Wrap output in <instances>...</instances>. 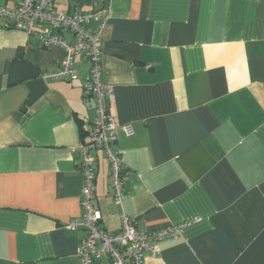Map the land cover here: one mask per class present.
<instances>
[{"label": "crops", "instance_id": "1", "mask_svg": "<svg viewBox=\"0 0 264 264\" xmlns=\"http://www.w3.org/2000/svg\"><path fill=\"white\" fill-rule=\"evenodd\" d=\"M54 6L108 8L101 82L114 89L117 123L135 129L112 145L123 164L121 203L107 153L92 151L101 227L115 234L123 216L140 232L183 226L145 264H264V0ZM65 55L0 19V264H80L87 233L65 225L83 217L79 146L91 139L97 102L83 89L84 56L77 79L43 78Z\"/></svg>", "mask_w": 264, "mask_h": 264}, {"label": "built area", "instance_id": "2", "mask_svg": "<svg viewBox=\"0 0 264 264\" xmlns=\"http://www.w3.org/2000/svg\"><path fill=\"white\" fill-rule=\"evenodd\" d=\"M98 1L104 3L105 0ZM108 14L109 10L106 7L89 13L58 12L54 0H18L14 10L0 7V19L4 20L7 29L26 33L44 49L60 47L65 50L66 55L57 70L43 75L46 80L77 79L75 59L78 56L86 57L91 63V71L83 82V89L87 96L96 99L97 115L90 141L79 146V166L83 175L81 192L83 217L65 225L69 231L84 230L87 233L79 254L80 264H93L103 258H108L111 264H145L147 256L161 254L159 245L161 242L178 239L183 226L140 232L135 220L123 216L119 232L109 234L101 227L102 217L94 205L96 170L92 151L103 149L107 153L111 163L112 189L119 204L124 193L125 178L122 158L119 153L113 151L112 145L117 141L119 131L128 137L135 134L132 124L120 126L117 123L111 112V106L116 98L114 89L101 82L103 65L99 45L101 28ZM93 21L101 24L96 32L89 29ZM66 33L73 36L75 41L68 40L65 37Z\"/></svg>", "mask_w": 264, "mask_h": 264}]
</instances>
